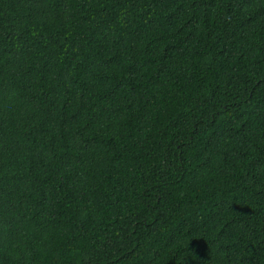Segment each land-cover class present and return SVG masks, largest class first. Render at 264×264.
<instances>
[{
    "label": "trees",
    "instance_id": "16d2710c",
    "mask_svg": "<svg viewBox=\"0 0 264 264\" xmlns=\"http://www.w3.org/2000/svg\"><path fill=\"white\" fill-rule=\"evenodd\" d=\"M0 264H264V0H0Z\"/></svg>",
    "mask_w": 264,
    "mask_h": 264
}]
</instances>
